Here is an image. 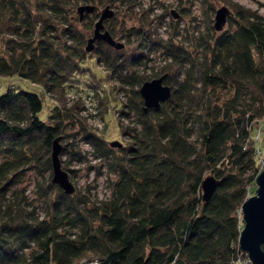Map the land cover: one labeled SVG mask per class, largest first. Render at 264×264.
<instances>
[{"label":"trees","instance_id":"1","mask_svg":"<svg viewBox=\"0 0 264 264\" xmlns=\"http://www.w3.org/2000/svg\"><path fill=\"white\" fill-rule=\"evenodd\" d=\"M82 4L95 9L80 20ZM104 4L133 12L140 3L0 0V77L27 79L57 102L43 120L40 93L7 86L0 94V264H242L240 205L261 170L264 16L235 4L221 31L210 17L198 33L193 27L180 33L178 19L170 18L172 31L161 39L148 13L139 12L130 25L114 15L104 26L124 47L96 41L86 51ZM201 4L203 12L214 9L209 0ZM164 11L159 20L170 14ZM155 51L169 61L147 74ZM91 53L124 98L117 109L127 121L117 122L125 138L120 147L88 129L79 109L64 101L67 84ZM162 74L171 96L144 111L138 89ZM77 136L98 162L96 176L107 182L101 199L77 188L65 193L51 181L56 137L67 173L72 170L60 157L67 144L86 161ZM28 172L36 178L32 194L44 206L42 215L18 187ZM206 175L218 182L204 201Z\"/></svg>","mask_w":264,"mask_h":264},{"label":"rangeland","instance_id":"2","mask_svg":"<svg viewBox=\"0 0 264 264\" xmlns=\"http://www.w3.org/2000/svg\"><path fill=\"white\" fill-rule=\"evenodd\" d=\"M209 1L213 4V11L207 9L203 12L201 0H139V6L133 11L135 13L127 10L124 6L117 10L113 5L108 4L99 7V11H101L104 6L108 5L114 11L113 16L115 15L117 17V21H122L121 24L123 25H130L133 21L132 18L138 16L139 12H146L150 19L155 18L152 24L155 25L157 36L161 39H166L168 31H172V28L169 27L170 18L178 19V29H181V32L180 30L178 31L180 33H184V27H188V29L193 27L191 31L193 30L194 33H198L197 31H203L205 29L207 19L209 20L210 17H212L213 25L215 10L220 6H226L230 10V13H232L233 5L238 4L246 9L258 11L264 16V0ZM179 8H184V13H181ZM165 9H167L170 14L163 16L162 19L159 20V17L165 12ZM171 11H174L178 16L176 18L173 17ZM107 20H105L106 25L108 22ZM117 25L120 26V23L118 22L115 26ZM119 26H117V28ZM225 26L226 24L224 27ZM92 30L89 32L90 35H92ZM116 39L122 41L118 39V37ZM184 43L187 44L186 41ZM149 57L151 60L147 62L145 68V73L147 74L152 71V67L156 69L160 68L169 61L165 54L160 53V51L152 52ZM81 72L82 73L75 75L67 84V93L64 95V101H66L67 107L74 106L73 109L76 111L79 109L78 116L85 123L86 127L101 135L108 142L116 140L124 144L125 138L121 132L118 131L117 127L118 121L123 124L127 123L126 120L118 118L117 109H120V106H122L121 102L124 101L122 93H119L118 89L117 91L116 89H112V85L114 86V84H112V80L107 78L102 67L97 64L95 54L91 53L87 56ZM7 86L23 88L25 90L40 93L43 96V106L39 113V117L43 120H46L47 113L50 112L54 103H57L50 98L40 86L33 85L29 80L20 78L16 75L0 77V94ZM76 129L75 127L66 130L69 133H74ZM78 139L80 138L77 136L76 143L79 146L78 149L86 156V161L81 163L75 156L71 155L72 152L70 148H72V145L70 147V145L67 144L66 152L62 153L60 156L62 164L64 161H67L68 168L72 170L69 171L68 174L74 188L81 190L82 193H87L92 200L101 199L108 194L109 188L107 182L103 177L96 176L92 166L96 165L98 162L90 156L89 146L84 143H78ZM64 142L65 141L61 142L62 145ZM73 143L75 144V142H72V144ZM258 144L261 146V156L264 158V126ZM77 145H74V147H77ZM34 180L36 181L34 174L28 172L18 187L24 189V194L29 197V202L32 200L33 205H38L36 206V211L38 214L42 215L44 206L40 202L34 201V195L32 194ZM251 194L253 193L249 195Z\"/></svg>","mask_w":264,"mask_h":264},{"label":"water","instance_id":"3","mask_svg":"<svg viewBox=\"0 0 264 264\" xmlns=\"http://www.w3.org/2000/svg\"><path fill=\"white\" fill-rule=\"evenodd\" d=\"M95 9L94 5L82 4L77 7L78 18L81 20L83 14H89ZM173 17L178 15L171 11ZM114 11L108 6L101 9L97 20L93 24L92 35L87 38L85 44L86 51H92L96 41H102L116 50L122 49V41L114 39L104 26V21L111 18ZM230 10L226 6H220L215 10L213 27L216 31H221L226 23ZM165 74L144 81L138 91L142 98V109L147 111L151 107H159L171 96V88L164 84ZM56 137L52 142L51 181L56 183L65 193H72L74 185L68 177V173L62 168L59 158L60 144ZM113 147H120L119 141H110ZM217 179L212 175H206L201 181L202 199L208 200L217 186ZM255 189L253 194L246 197L240 205L242 227L238 236L239 250L246 252L250 264H264V167L259 171L254 179Z\"/></svg>","mask_w":264,"mask_h":264},{"label":"built area","instance_id":"4","mask_svg":"<svg viewBox=\"0 0 264 264\" xmlns=\"http://www.w3.org/2000/svg\"><path fill=\"white\" fill-rule=\"evenodd\" d=\"M261 123L264 124V115L263 118L261 119ZM259 138V131L255 133L254 139L257 140ZM258 153V164L261 166V168L264 166V158L261 156V150H257ZM241 256L239 257L238 261H240L242 264H250V261L248 259L247 253L241 251Z\"/></svg>","mask_w":264,"mask_h":264},{"label":"bare ground","instance_id":"5","mask_svg":"<svg viewBox=\"0 0 264 264\" xmlns=\"http://www.w3.org/2000/svg\"><path fill=\"white\" fill-rule=\"evenodd\" d=\"M263 167H264V166H263ZM263 167H262V168H263Z\"/></svg>","mask_w":264,"mask_h":264}]
</instances>
